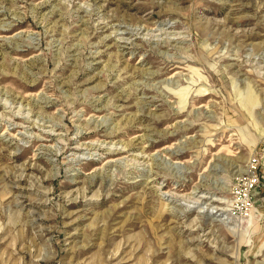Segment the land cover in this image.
Listing matches in <instances>:
<instances>
[{"label":"rangeland","instance_id":"obj_1","mask_svg":"<svg viewBox=\"0 0 264 264\" xmlns=\"http://www.w3.org/2000/svg\"><path fill=\"white\" fill-rule=\"evenodd\" d=\"M0 264H264V0H0Z\"/></svg>","mask_w":264,"mask_h":264},{"label":"bare ground","instance_id":"obj_2","mask_svg":"<svg viewBox=\"0 0 264 264\" xmlns=\"http://www.w3.org/2000/svg\"><path fill=\"white\" fill-rule=\"evenodd\" d=\"M172 39H173V38H172ZM169 42H170V41H169ZM156 44H158V43H156ZM246 200H247V199H246ZM216 212H217V211H216ZM216 212H215V213H216ZM208 214H209V212H206V215H208Z\"/></svg>","mask_w":264,"mask_h":264}]
</instances>
